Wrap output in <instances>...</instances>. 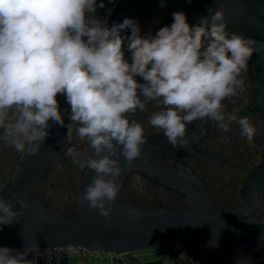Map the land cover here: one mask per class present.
<instances>
[{"label": "clouds", "instance_id": "obj_1", "mask_svg": "<svg viewBox=\"0 0 264 264\" xmlns=\"http://www.w3.org/2000/svg\"><path fill=\"white\" fill-rule=\"evenodd\" d=\"M103 7V0H0V142L34 157L50 121L66 127L69 138L74 128L87 145H69L63 154L95 173L80 198L108 218L121 190L120 157L132 165L147 141L143 124L130 117L150 103L156 110L148 125L173 147L187 146L193 121H214L224 132L235 122L242 137H254L250 118L226 111L223 101L245 88L242 73L256 41L230 31L222 7L192 25L175 11L154 34L129 17L109 26L96 14ZM58 95L70 107L67 124ZM17 204L19 211L0 195V225L18 221L29 207ZM61 250L82 251L74 244ZM38 251L36 244L23 251L0 246V264H34L27 257Z\"/></svg>", "mask_w": 264, "mask_h": 264}, {"label": "water", "instance_id": "obj_2", "mask_svg": "<svg viewBox=\"0 0 264 264\" xmlns=\"http://www.w3.org/2000/svg\"><path fill=\"white\" fill-rule=\"evenodd\" d=\"M163 4V6H161ZM222 7L232 32L243 34L256 41L252 57L248 62L246 87L255 92L253 101L244 109V116H254L257 128L254 140L264 149V0H118L107 18L122 22L125 17L133 18L142 25L153 20L162 25L173 22L172 13L183 11L190 25L200 17L207 16ZM130 34V32H129ZM126 55H130L127 54ZM62 117L68 104L64 96L58 95ZM66 124V122H65ZM46 142L36 156L19 154L0 192L11 203L25 200L29 207L11 225H0V246L22 249L36 244L39 250L78 245L89 252H114L113 264H163V250L180 252L193 233L204 245L222 243L235 249L264 250V162L253 170L237 196L236 204L227 212L220 211L207 191V183L183 158H205L215 161L216 157L197 147L207 129L199 121L187 127L185 148L173 147L163 134L145 135L141 157L128 165L120 157L123 174L118 180L121 185L117 200L112 205L110 217L105 218L99 210H90L80 197L95 173L84 169L74 209L63 212L49 210L35 193L36 183L51 173L63 156L67 141V128L50 121ZM94 154V151H93ZM166 162L171 163L168 165ZM140 173L151 184L163 190L179 193L183 207L142 210L123 196L129 175ZM157 248L158 258L141 263L131 253ZM40 264H43L42 262Z\"/></svg>", "mask_w": 264, "mask_h": 264}, {"label": "flooded vegetation", "instance_id": "obj_3", "mask_svg": "<svg viewBox=\"0 0 264 264\" xmlns=\"http://www.w3.org/2000/svg\"><path fill=\"white\" fill-rule=\"evenodd\" d=\"M163 26L161 23L149 20L142 25L141 30L142 33L151 31L154 34ZM246 74L247 72L242 73L245 78V88L235 97L223 101L225 110L236 112L238 116H244V109L253 101L255 95L253 90L246 87ZM154 110L156 109L150 103L145 112L138 110L134 117H130L143 124L145 135L163 134L161 130L154 129L147 123L149 115ZM69 112L68 105L63 113L66 124L69 123ZM248 117L251 122H254L253 115ZM195 122L188 124L187 127ZM199 123L202 126L199 131L207 129V133L201 136L197 147L215 156L216 160L186 157L183 161L189 164L195 172L204 176L207 191L216 207L222 212H227L236 204L240 189L249 174L264 162V149L256 143L254 137L250 140L242 137L239 134V126L235 122L228 132L221 130L214 121H199ZM67 141L70 146L77 149H83L87 145V141L80 142L77 139L74 128L72 136L67 137ZM19 154L13 148L0 142V186L4 187L8 173L10 174V167L14 166ZM165 163L171 165L169 162L165 161ZM83 171L84 169L73 166L70 158L63 154L51 173L36 183L35 193L38 199L46 202L51 211L63 212L74 209ZM122 194L126 200L142 210L184 206L183 198L179 193L167 192L162 186L156 183L151 184L146 176L135 172L128 176ZM193 254L204 257L209 254L208 264H252L256 261H264V250H241L222 243L204 245L197 238L193 245L186 242L176 256L191 257L190 255Z\"/></svg>", "mask_w": 264, "mask_h": 264}, {"label": "rangeland", "instance_id": "obj_4", "mask_svg": "<svg viewBox=\"0 0 264 264\" xmlns=\"http://www.w3.org/2000/svg\"><path fill=\"white\" fill-rule=\"evenodd\" d=\"M118 2V0H117ZM13 168V165L10 167V171ZM9 178V173L7 176V180ZM3 187L0 186V192L2 191ZM195 236L190 235L187 238V242H190L191 245L195 244ZM162 251V249H157V248H150V249H144L140 251H136L131 253L132 256L137 257L140 259V262H146V261H153L158 259L155 254ZM164 253L160 257L161 259L164 260L163 264H176V252L171 251V250H163ZM213 253V252H212ZM113 253H107V252H96L92 253L90 252L87 257H72V258H65L61 260L60 264H76V263H81V264H113ZM191 257H187L185 255H182L180 260L182 261L183 264H208L209 263V254L207 257L204 256H197V254L190 255ZM264 261H256L252 264H257V263H262Z\"/></svg>", "mask_w": 264, "mask_h": 264}, {"label": "built area", "instance_id": "obj_5", "mask_svg": "<svg viewBox=\"0 0 264 264\" xmlns=\"http://www.w3.org/2000/svg\"><path fill=\"white\" fill-rule=\"evenodd\" d=\"M98 3H100V0H97ZM117 3V0H103L104 7L103 8H97V15L101 18H108L110 11L113 9L114 5ZM64 247H58L54 249V264H60L62 259L65 258H72V257H87L89 255V251H83V248L81 247V255L79 256H70L63 252L61 249ZM15 249V248H11ZM15 250H20L23 251L22 249H15ZM107 253H113V260L114 258H122L127 254H119L117 255L114 252H107ZM27 259L34 260V264H40L41 262L43 264H53V249L51 248H44L38 251V253L35 255H29ZM76 264H81V263H76ZM99 264H103L102 262ZM257 264H264L263 263H257Z\"/></svg>", "mask_w": 264, "mask_h": 264}, {"label": "trees", "instance_id": "obj_6", "mask_svg": "<svg viewBox=\"0 0 264 264\" xmlns=\"http://www.w3.org/2000/svg\"><path fill=\"white\" fill-rule=\"evenodd\" d=\"M190 235H194L195 236V234L191 233V234L188 235V237ZM195 238H197V237L195 236ZM176 264H183L178 255L176 256Z\"/></svg>", "mask_w": 264, "mask_h": 264}]
</instances>
